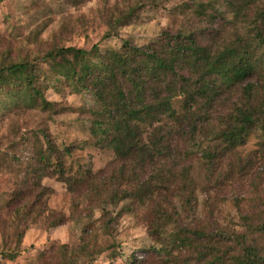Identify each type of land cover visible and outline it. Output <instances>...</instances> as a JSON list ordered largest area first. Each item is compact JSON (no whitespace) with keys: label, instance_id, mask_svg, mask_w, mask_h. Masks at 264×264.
<instances>
[{"label":"rangeland","instance_id":"374dc122","mask_svg":"<svg viewBox=\"0 0 264 264\" xmlns=\"http://www.w3.org/2000/svg\"><path fill=\"white\" fill-rule=\"evenodd\" d=\"M228 2L0 0V68L30 62L10 80L12 85L0 84V213L7 210L22 183L33 176L29 167L33 155L47 147L45 134L58 147L72 148L64 158L70 179L63 181L56 174L42 180L53 190L43 207L35 209L45 210V214L32 215L37 221L27 229L20 254L14 260L3 259V264H82L83 258L76 254L87 237L97 238L109 248L93 264H177L173 259L180 252L167 254L165 245L180 230L187 234L204 230L213 247L234 249L232 252L248 243L244 238L251 237L248 222H264V124L233 150L219 137L222 129L238 126L230 113L242 108L240 89L226 92L210 109L208 120H202L205 111L198 106L195 132L172 145L169 159L142 168L137 158L123 159L132 152V143L111 148L96 141L92 93L65 80L58 61L47 56L57 47L74 46L91 51L89 60L97 62L102 54L123 57L127 40L147 46L179 33H194L214 49H223L241 37L254 38L264 70V41L260 44L258 34L248 26L254 14L244 10L236 18ZM95 44L98 51H92ZM25 77L55 103V110H42L14 95L24 88ZM174 105L179 113L184 112L182 96L175 98ZM89 171L91 184H110L118 190L127 181L147 178L146 202L95 200L88 182L76 184ZM61 219L64 223L52 225ZM204 239L199 243L206 244ZM259 243L264 253V237ZM13 245L10 240L4 243L0 231V253ZM179 255L193 264L202 263L198 251L183 250Z\"/></svg>","mask_w":264,"mask_h":264},{"label":"trees","instance_id":"16d2710c","mask_svg":"<svg viewBox=\"0 0 264 264\" xmlns=\"http://www.w3.org/2000/svg\"><path fill=\"white\" fill-rule=\"evenodd\" d=\"M228 3L236 18L244 10L254 14L253 23L248 26L258 34L259 38L256 39L262 44L264 0H229ZM254 40L241 37L223 49H214L198 40L194 33L187 36L179 33L172 39L147 46L133 45L127 40L124 42L127 51L123 57H115L112 53L102 54L97 62L89 60L91 51L74 46L57 47L47 56L58 61L65 80L74 85L80 84L92 93L95 99L92 127L96 141L111 148L132 143V152L123 159L137 158L141 167L146 168L150 164L155 166L162 158L169 159L172 145H178L180 139L195 132L197 121L194 117L199 114L197 107L205 111L206 116L202 120H208L210 109L226 92L240 89L238 102L242 106L230 113L238 120V126L222 129L219 135L227 143L228 149H235L260 124H264V70L255 53ZM92 48V51H98V44ZM29 64L24 60L0 68V84H11L10 80L16 73ZM25 81L24 88L14 94L17 98L42 110H55V103L46 98L43 90L28 77H25ZM177 96L183 97V113L175 108ZM45 136L47 147L32 157L34 163L29 170L33 176L22 183L7 205V210L0 213L4 243L8 240L14 243L1 251L0 264H3V259L14 260L20 254L27 229L37 221V217L32 215L45 214V210L35 212V209L43 207L53 190L43 185L42 180L56 174L63 181L70 179L64 158L71 154L72 148H60L48 134ZM208 155L214 158L212 153L208 152ZM82 176L76 184L88 182L87 187L96 194L95 200L102 203H116L123 199L145 203L147 200V178L139 179L136 183L127 181L118 190L109 187L110 184H91V171L84 172ZM24 207L30 210L25 212ZM158 214L162 218L163 212L159 211ZM261 221L256 225H253V221L248 222L251 237L245 235L248 243L238 251L213 247L209 234L201 229L191 231V234L180 230L169 238L165 250L170 255L174 250L180 252L173 259L177 264H193L188 257L181 259L179 255L189 249L201 254V264H264L263 248L259 243L264 237V222ZM62 223L64 219L52 225ZM8 229L12 231L8 232ZM88 231L86 229L85 233ZM202 238H205L206 244L199 243ZM99 244L97 238L94 241L83 238L79 254H76L83 258L82 264H93L98 256L109 251L106 245ZM113 254L115 256L116 251Z\"/></svg>","mask_w":264,"mask_h":264}]
</instances>
